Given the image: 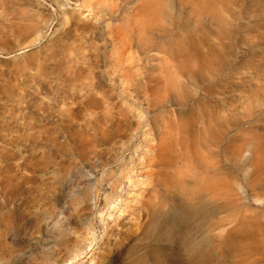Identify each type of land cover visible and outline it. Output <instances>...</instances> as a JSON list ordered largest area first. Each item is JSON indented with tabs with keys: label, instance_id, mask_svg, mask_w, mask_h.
<instances>
[{
	"label": "rangeland",
	"instance_id": "1",
	"mask_svg": "<svg viewBox=\"0 0 264 264\" xmlns=\"http://www.w3.org/2000/svg\"><path fill=\"white\" fill-rule=\"evenodd\" d=\"M0 264H264V0H0Z\"/></svg>",
	"mask_w": 264,
	"mask_h": 264
}]
</instances>
